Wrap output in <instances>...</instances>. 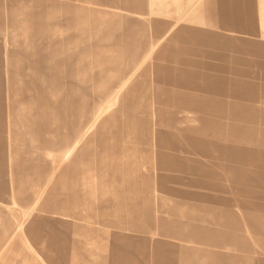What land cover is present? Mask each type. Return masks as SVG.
Listing matches in <instances>:
<instances>
[{"label":"rangeland","instance_id":"rangeland-1","mask_svg":"<svg viewBox=\"0 0 264 264\" xmlns=\"http://www.w3.org/2000/svg\"><path fill=\"white\" fill-rule=\"evenodd\" d=\"M0 264H264V0H0Z\"/></svg>","mask_w":264,"mask_h":264},{"label":"bare ground","instance_id":"bare-ground-1","mask_svg":"<svg viewBox=\"0 0 264 264\" xmlns=\"http://www.w3.org/2000/svg\"><path fill=\"white\" fill-rule=\"evenodd\" d=\"M144 21V20H143ZM117 34V33H116ZM120 62V61H119ZM125 86V83L123 84V85H121L120 86V88H119V90H121L123 87ZM118 90V91H119ZM118 94V93H117ZM121 94H122V92H121ZM118 97V96H117ZM122 97V96H121ZM121 100V99H120ZM96 105V104H95ZM141 105H143V104H141ZM140 107V106H139ZM143 107V106H142ZM109 108V107H108ZM111 110H112V108H111ZM108 111H110V110H108ZM141 112V111H140ZM144 112V111H143ZM142 113V112H141ZM97 114H99V113H97ZM95 115V114H94ZM98 118H99V116L97 115V116H95L94 118H93V121L91 122V124H90V126L86 129V131L84 132V134H87L92 128H94V126H95V124L97 123V121H98ZM89 134V133H88ZM80 141V138H78L77 140H75L74 141V143L71 145V146H69L66 150H65V152H64V157H68V155H70L71 153H72V151L74 150V149H76V147L79 145V142ZM64 143H65V141H64ZM22 149V148H21ZM24 149V148H23ZM26 149V148H25ZM65 149V148H64ZM36 150V149H35ZM96 150V149H95ZM98 153V152H97ZM18 154V153H17ZM33 154V153H32ZM31 155V154H30ZM66 160V159H65ZM69 160V159H68ZM16 161H18V160H16ZM64 164V163H63ZM65 165V164H64ZM86 169V168H85ZM33 179V178H32ZM31 179V180H32ZM29 180V179H28ZM27 182V181H26ZM24 184V183H23ZM30 187V186H29ZM66 190V189H65ZM39 256V255H38Z\"/></svg>","mask_w":264,"mask_h":264}]
</instances>
